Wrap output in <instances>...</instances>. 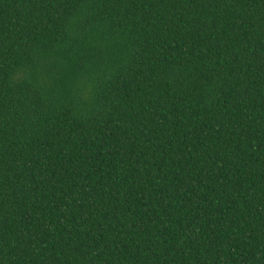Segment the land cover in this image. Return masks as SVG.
Masks as SVG:
<instances>
[{"label":"trees","instance_id":"trees-1","mask_svg":"<svg viewBox=\"0 0 264 264\" xmlns=\"http://www.w3.org/2000/svg\"><path fill=\"white\" fill-rule=\"evenodd\" d=\"M0 264H264V0H0Z\"/></svg>","mask_w":264,"mask_h":264}]
</instances>
